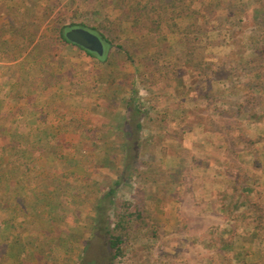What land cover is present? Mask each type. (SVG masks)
<instances>
[{"label": "rangeland", "instance_id": "obj_1", "mask_svg": "<svg viewBox=\"0 0 264 264\" xmlns=\"http://www.w3.org/2000/svg\"><path fill=\"white\" fill-rule=\"evenodd\" d=\"M22 1L0 0V216L12 218V227L0 225V264H110L104 226L126 200L142 215L114 264H264V0H220L200 16L190 45L180 28L152 29L147 14L133 24L134 12L123 10L136 0H57L50 16L27 0L40 25L28 45L15 31ZM55 17L60 25L103 23L116 59L107 64L71 44L57 49V63L42 58L56 51ZM123 97L143 110L139 148L135 125L124 124L125 135L118 129ZM37 125L50 127V147L68 158L49 148L20 162L22 194L8 199L3 145L17 130L34 140ZM126 136L138 154L132 174L123 168ZM106 151L112 160L102 163ZM111 186L114 203L97 220Z\"/></svg>", "mask_w": 264, "mask_h": 264}, {"label": "trees", "instance_id": "obj_2", "mask_svg": "<svg viewBox=\"0 0 264 264\" xmlns=\"http://www.w3.org/2000/svg\"><path fill=\"white\" fill-rule=\"evenodd\" d=\"M29 1L34 6H40V8L43 9V12L48 16H50L49 12L54 11L53 7H57V0H52V1L29 0ZM196 1L197 0H136L133 4L129 5L128 8L123 11L124 14L127 15L134 12L135 16L133 18V24L140 25L142 21V19L140 18L143 17V14L144 15L147 14V16L150 19L149 26L152 29L157 30L161 28L162 24H165V26H168L170 29L180 28V31L183 30V32H181L182 39L186 42L187 45H190L189 41H192V37H191V33L193 32L192 30H195L198 33L202 32L201 29L202 25L199 24L200 16L204 18L206 15H211L212 13H215V9L219 5H221L220 0H200V2L197 1L199 2L198 4L200 5L199 8L192 7L193 3ZM22 2L23 4L17 7V10H19L18 12H22L20 17L21 22L19 27H17L18 29H16L15 31L17 34L23 37L25 43L30 45L34 41V37H35V32L33 34L30 30H34V28L36 32L39 30L38 27L40 25L38 24L37 28H36L37 25H35L36 19H38L39 17L33 19V17L35 16L34 13L32 12L33 7H29L28 5H25L24 2H27V0H23ZM228 4L232 6V2ZM234 9L236 10L237 8L235 7ZM182 17L188 19L186 23H184V26L183 25L180 26L178 23L179 18L182 19ZM98 18L99 17L97 15L96 19ZM52 22L53 23L51 29L53 31V35L50 38V41L53 42V46L56 49V51L54 54L46 52L42 55V58H44L43 56H48L50 58H53L54 63H57L58 61L56 56H58L59 54L57 49L61 48L62 45L71 44L76 46L79 50L84 51L85 55L91 58H95L98 61H106L107 64H112L113 61L116 59L117 54L115 51L112 50V48L115 46L113 45V40L107 35V33H105V31L101 30V27L106 28L105 26H103V23L92 26L85 22L60 25V23L58 22V17L53 18ZM76 26L86 27L97 33L102 38V40L106 44V51L104 55L100 56L97 53L85 49L84 47L73 43L66 37V31ZM160 38L162 40H165L167 37L160 35ZM42 44L43 43H38L34 45L32 50H34L36 53L40 52L39 51L40 45ZM117 46L122 51L123 49L122 45H117ZM41 53H42V49H41ZM126 53L130 58H132L130 52H126ZM29 56H32V53L31 54L29 53L27 57ZM23 68L24 71L27 70V67H23ZM123 99L127 103L126 105L127 114L125 116V121L122 124L118 125V129H120V133L122 135H125L126 131L124 129H121L122 126L124 124L135 125V130H134L135 137L132 140L134 141L133 143L137 145V148H139L140 139H141L140 132H142L145 129V124H146L144 121L145 117L142 115L143 110L139 107H132L129 97H123ZM35 131L36 134L34 140L29 138V136H31L32 134V131H30L29 133H24L19 130L14 131L9 135L10 144L8 146L7 144L3 145L4 153L5 152L11 153L10 154L11 159L9 158L10 160L8 161L11 164V169L9 170V179H8L10 185L9 188H11V190L8 192L9 194V196H7L9 197L8 199L17 198L22 194V192H18V193L15 192L16 188L19 185L17 181L18 169L21 167L22 164L24 163L28 164L31 161H33L35 158L34 155L39 156L42 154V150H47L51 148V150L49 149V152L55 155L56 158L59 156H60L59 158H61L62 156L68 158V155L64 151L61 154H59L57 153L58 151L56 150V148L50 147V145L54 144L53 142H55L54 140L55 134L52 133L50 127L41 128L40 125H37ZM4 132L7 133L8 130L4 129L3 133ZM124 140L125 139H123V141L120 143V147L123 153L122 159L124 161L123 168H127L126 170L130 169L132 174L140 169L139 165L137 164L138 154H136L135 156H131L132 145L131 143H129V141H127V136H126V140L125 141ZM61 149L64 150L63 147H61ZM81 151L83 153L88 152V150L85 147H82ZM104 154L105 155L101 156L102 163H104L105 160L107 161L112 160L111 157L106 156V155L110 156L108 151H106ZM2 155L3 154L0 151V164H1ZM20 162L22 164H20ZM14 178H15V182H13ZM19 179L21 180V177H19ZM119 182L120 180L118 179L115 184L118 185ZM115 192H116L115 187L111 186L108 191L100 195L99 203L96 204V208H95V213H96L95 219L99 220L100 218H104V215H106L105 210H101V208L104 207V205H106L107 208L108 204L112 205L114 203ZM42 201L43 203L45 202V200L40 197L35 198V202L41 203ZM0 208L6 209L2 205ZM115 215L116 216L113 218V221L111 220L112 222L109 221L110 217L106 215L108 217V219L106 220H108L109 223L108 224L105 223L104 226L106 243L110 249V257H109L110 264H114V262L118 258L124 255L125 253L124 243H125L126 234L129 231L131 220L133 219L134 216L141 217L142 214H141V209L139 207H137L136 205L133 206L132 202L126 200L117 206ZM11 219L12 218H8L4 220L0 216V225L4 223L5 225L8 224V227L10 226L12 227V225H10L9 223Z\"/></svg>", "mask_w": 264, "mask_h": 264}, {"label": "water", "instance_id": "obj_3", "mask_svg": "<svg viewBox=\"0 0 264 264\" xmlns=\"http://www.w3.org/2000/svg\"><path fill=\"white\" fill-rule=\"evenodd\" d=\"M66 37L73 43L97 53L100 56L104 55L106 51V44L102 38L86 27H72L66 31Z\"/></svg>", "mask_w": 264, "mask_h": 264}]
</instances>
